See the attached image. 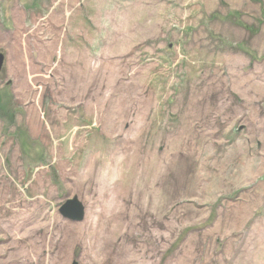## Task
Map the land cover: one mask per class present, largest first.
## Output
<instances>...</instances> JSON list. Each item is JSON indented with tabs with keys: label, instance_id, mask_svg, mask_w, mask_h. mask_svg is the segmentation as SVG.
<instances>
[{
	"label": "rangeland",
	"instance_id": "rangeland-1",
	"mask_svg": "<svg viewBox=\"0 0 264 264\" xmlns=\"http://www.w3.org/2000/svg\"><path fill=\"white\" fill-rule=\"evenodd\" d=\"M0 56V264H264V0H0Z\"/></svg>",
	"mask_w": 264,
	"mask_h": 264
},
{
	"label": "water",
	"instance_id": "water-1",
	"mask_svg": "<svg viewBox=\"0 0 264 264\" xmlns=\"http://www.w3.org/2000/svg\"><path fill=\"white\" fill-rule=\"evenodd\" d=\"M2 66V57L0 56V68ZM60 213L67 220L73 222H81L84 218L85 208L83 204L74 197L72 200L66 202V204L61 208ZM77 264V263H73Z\"/></svg>",
	"mask_w": 264,
	"mask_h": 264
}]
</instances>
